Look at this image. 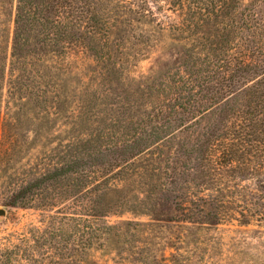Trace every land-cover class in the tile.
Segmentation results:
<instances>
[{"label":"trees","instance_id":"16d2710c","mask_svg":"<svg viewBox=\"0 0 264 264\" xmlns=\"http://www.w3.org/2000/svg\"><path fill=\"white\" fill-rule=\"evenodd\" d=\"M104 1L0 0V163L20 143L16 132L32 129L26 122L29 116L50 121L47 117L60 116L64 111L60 100L66 94L64 88L78 80L73 78L78 71L72 64L73 55L88 53L95 63L90 68L97 74L95 80L101 69L99 79L117 86L106 91L114 96L116 114L109 147L99 144L91 150L88 147L86 153L73 152L77 142L89 143V134L80 132L82 137L65 142L61 137L64 130L47 124V132L58 134L51 149L52 164L17 184L8 203L21 209L58 208L55 215L46 212L50 220L43 222L44 228L33 227L26 238L30 249L42 248L46 256L52 248L66 252L65 264H71V251L78 245L74 241L66 245L65 232H73L70 238H76L88 224L95 228L97 250L110 252L113 243L124 244L128 230L121 233L105 218L108 214L143 213L142 207L130 206L126 196L110 199L113 192L125 186L131 171L135 172V160L143 155L154 154L159 164L175 163L171 174L166 171L168 186L162 185L167 193H173L170 186L176 189L183 184L179 186L184 193L178 195V207L186 214L185 222L199 229L218 227L229 219H238L241 225L263 222L264 181L256 193L242 189L231 194L232 185L222 181L226 167L207 163L217 146H223V153L228 155L226 135L231 120L240 117L249 126L250 122L256 124L261 112L260 104H254L253 109L252 100L264 98L257 92L264 86V59L257 55L253 38L241 36L235 41L232 31L237 20L243 23L241 32L249 31V24L255 22L254 15L243 11L244 0H115L129 5V22L122 21L120 12L114 16L111 9L104 8ZM162 1H167L180 19L177 41L187 45L184 59L165 75L142 74L130 82L124 67L127 54L114 51L112 37L120 25L131 21L141 34L145 30L139 25L159 24L150 2ZM208 25L224 26L226 32L220 41H211V36L196 37V30L202 28L199 32L203 33ZM137 44L144 42L138 40ZM248 115L254 117L249 119ZM104 136L100 132L97 141ZM165 148L169 154L162 152ZM155 150L161 155H155ZM178 163H183L181 168ZM163 178L157 174L156 180L161 183ZM157 187L151 186L150 192ZM193 188L197 190L190 200ZM39 198L52 203L33 206ZM146 210L155 209L152 206ZM88 250L83 246V253ZM172 257L176 260L175 253ZM168 260L165 255H153L141 264H168Z\"/></svg>","mask_w":264,"mask_h":264},{"label":"rangeland","instance_id":"374dc122","mask_svg":"<svg viewBox=\"0 0 264 264\" xmlns=\"http://www.w3.org/2000/svg\"><path fill=\"white\" fill-rule=\"evenodd\" d=\"M104 2L103 7L111 9L114 16L120 12L122 21L131 20V16L126 14L128 11L126 6L129 5L125 6L115 0ZM150 8L156 13L159 24L155 21L151 25H139L140 30H145L141 34L139 30H134L136 24L132 26L131 21V23L120 25L112 37V41L116 43L114 51L127 54L124 67L130 82L137 81L136 77L142 74L153 77L165 75L169 69L179 65L184 59L187 45L184 41H177L180 21L178 15L170 9L167 1L150 2ZM242 9L254 15L255 22L249 24V31L241 32L243 23L237 20L234 28L232 27V31H235V41L241 36L253 38L254 44L258 47L257 55L264 59V0H244ZM201 29L196 30V37L211 36V41H220L222 34L226 32L223 25H208L203 33L199 32ZM138 40L143 41L144 44H137ZM136 51L138 55L133 56ZM73 56L72 64L78 68V71L73 73V78L78 80L75 83L68 82L64 88L66 94L60 99L64 111L60 116L47 117L50 121L40 117L37 119L35 116L25 119L28 127L34 132L31 131L32 129L17 131V140L20 143L8 153L5 157L6 161L0 163V209L6 211L5 217H0V264L67 263L66 252L62 254L52 248L48 250L51 254L46 256L43 255L46 251L44 252L42 248L34 251L30 249L26 241L33 227L44 228L43 222L50 220L47 216L49 213L46 214V212L50 210V213L55 215L58 208L48 207L44 211L43 208L21 209L8 205L17 184L34 177L47 165L52 164L50 163L53 158L51 149L56 146L58 134L47 132L49 131L47 124L58 125L57 129L64 130L61 137L65 142L73 137H82L80 132L89 134L87 137L89 143L77 142L78 144L72 148L73 152L77 150L79 153H86L88 147L91 150L99 144L104 147L112 144L114 136L112 124L116 116L112 103L114 96L107 95L106 91L108 88L117 89V86L106 84L101 81V78L99 79L101 69L98 70V78L95 80L97 74L90 72V68L95 67V63L88 53ZM133 57L138 60L133 61ZM257 92L260 95L264 94V86H260ZM121 93L124 92L121 91ZM263 100V97L252 100L253 109L254 104H260L261 112L258 114L256 124L250 122L248 124L252 126H246L247 124L240 117L230 121V130L226 135L229 139L226 142L229 156L223 153V146H217L211 153L210 161L207 162L222 163L226 167L222 181L225 185H232L230 188L232 191H229L231 194H236L242 189L256 193L258 185L264 181ZM247 117L252 119L254 116ZM100 132L105 133V136L98 142ZM52 139L55 140L54 143ZM154 152L155 155H161L158 150ZM162 152L169 154L166 148ZM153 156L154 154L143 155L135 160V172L131 171L125 186L120 187V191L113 192L110 197L115 200L119 196H126L130 206L143 209V213L108 214L105 218L108 225L118 227L119 229L116 230L121 233L128 230L126 242L120 245L113 243L112 251L109 252L104 249L97 250L98 244L93 234L94 226L88 224L83 227L87 230L81 231L76 238H70L73 232H65L66 245L72 241L78 245L75 248L72 247L74 249L71 251V264H87V262L89 264H141L153 255L158 258L165 255L169 259L168 264L178 260H180L178 264H264V221L261 223L252 221L251 224L241 225L238 219H229L218 227L200 229L199 226L185 222L183 219L186 214L179 210L181 207H178L180 203L178 195L184 193L182 188L179 190V186L183 184L179 183L176 189L170 186L173 193H167L166 186L162 185L164 183L168 186L165 179L166 171L169 170L171 174V167L175 163L159 164ZM182 164L178 163V166L181 168ZM188 164L192 166L194 163ZM159 167L161 169L159 172L154 171V168ZM157 174H160L161 178L164 177L161 183L156 180ZM153 185L158 187L150 192ZM148 190L149 192H145ZM196 190V188L190 190L188 195L190 200L193 197L192 192ZM53 193V191L49 192V194ZM47 201L52 203L51 200L39 198V201L37 199L33 202V206L37 204L42 206ZM152 206L155 209L153 212L146 210V207ZM232 215L237 217L234 213ZM83 246L89 248L85 253L82 252ZM20 249L23 251L19 252ZM172 253H175L176 260L173 259Z\"/></svg>","mask_w":264,"mask_h":264},{"label":"water","instance_id":"95a60500","mask_svg":"<svg viewBox=\"0 0 264 264\" xmlns=\"http://www.w3.org/2000/svg\"><path fill=\"white\" fill-rule=\"evenodd\" d=\"M6 211L4 209H0V217H5Z\"/></svg>","mask_w":264,"mask_h":264}]
</instances>
